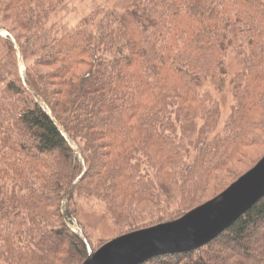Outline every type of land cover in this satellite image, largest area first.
I'll use <instances>...</instances> for the list:
<instances>
[{
	"label": "trees",
	"instance_id": "trees-1",
	"mask_svg": "<svg viewBox=\"0 0 264 264\" xmlns=\"http://www.w3.org/2000/svg\"><path fill=\"white\" fill-rule=\"evenodd\" d=\"M64 2L0 0L19 70L0 91V264H83L74 203L102 209L82 208L83 228L111 217L122 235L182 217L264 157V0H124L26 55L21 33ZM200 251L141 264H264V197Z\"/></svg>",
	"mask_w": 264,
	"mask_h": 264
},
{
	"label": "water",
	"instance_id": "water-1",
	"mask_svg": "<svg viewBox=\"0 0 264 264\" xmlns=\"http://www.w3.org/2000/svg\"><path fill=\"white\" fill-rule=\"evenodd\" d=\"M78 180L69 189L65 201ZM263 197L264 157L222 193L182 217L122 234L96 250L77 218L73 219L71 228L83 241L87 252L83 264H141L157 255L187 251H198L201 255L203 246L221 235Z\"/></svg>",
	"mask_w": 264,
	"mask_h": 264
},
{
	"label": "rangeland",
	"instance_id": "rangeland-1",
	"mask_svg": "<svg viewBox=\"0 0 264 264\" xmlns=\"http://www.w3.org/2000/svg\"><path fill=\"white\" fill-rule=\"evenodd\" d=\"M123 1L124 0H65L64 4H62L61 7L59 6V8H57L50 14V16L47 17V22L36 28L33 32L30 33V35L28 33L22 34L20 32L22 36L18 38L19 43L21 47H23L27 51L26 55L41 54V50H39L38 48H41L42 46H45V48H47L51 42H54V40L58 38V36L64 34L69 29H72L73 27L79 25L86 17L91 16V14L97 9L99 10L103 7L114 8L115 4L119 2L121 3ZM4 18L5 16L1 13L0 25L4 27H10L12 25V22L8 18ZM3 41L4 40L2 39L0 40V91L5 88V84L7 83V81L19 77V70L15 52L12 49L9 50L8 46ZM18 53L21 58L20 49ZM25 59L26 65H28L29 67H31L33 62L35 61L34 56H30V58ZM21 62L23 66L22 58ZM227 64L231 69L230 74H232V72H235V69H233L235 60L232 56L228 57ZM215 93L219 97L221 96V94H218L217 92ZM221 101L223 104L222 118L225 121L230 117V107L233 102V98L230 93V87L228 88L226 94L221 97ZM245 170L249 171L250 169L248 170V167H246L245 165ZM241 176H239L238 178H240ZM238 178L236 180H238ZM223 180L224 179L220 180L213 189L218 187V190H223L225 187L228 188L232 183H234L233 177L228 178L227 180H225V182H223ZM211 192L213 191H208L207 193L210 194ZM94 207L95 206H92V204L88 205L83 202H78L74 203L71 206L70 210L72 214H74V216L78 218L80 224H82L86 221L84 218L81 219L80 217H78L79 211L84 208L86 211L94 210L98 214L102 210L101 207L97 209H95ZM87 218H89L87 219V222L92 225L89 228L83 229L88 239L90 238L89 241L95 250L101 247L110 239L120 236V231H118L115 221L111 217H106L102 222L98 220V216L94 219L88 215ZM71 220L73 221V219Z\"/></svg>",
	"mask_w": 264,
	"mask_h": 264
}]
</instances>
